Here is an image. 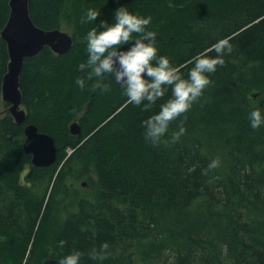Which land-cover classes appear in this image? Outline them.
<instances>
[{
  "label": "trees",
  "instance_id": "1",
  "mask_svg": "<svg viewBox=\"0 0 264 264\" xmlns=\"http://www.w3.org/2000/svg\"><path fill=\"white\" fill-rule=\"evenodd\" d=\"M8 2L0 0V32ZM120 5L151 15L158 54L185 75L218 39L232 44L213 83L155 144L143 121L170 89L144 110L111 75L108 91L93 87L96 78L76 83L87 77L78 68L83 37L97 23L84 14L101 9L97 19L111 22ZM28 8L37 27L64 28L73 45L25 59L26 119L0 117V264H42L73 250L84 253L81 264H264V125L248 119L253 108L264 112V0H28ZM7 64L0 37V99ZM74 120L78 135L69 132ZM181 121L186 131L172 142ZM27 124L53 138L52 165L34 167L23 153ZM104 242L105 258L92 259Z\"/></svg>",
  "mask_w": 264,
  "mask_h": 264
},
{
  "label": "clouds",
  "instance_id": "2",
  "mask_svg": "<svg viewBox=\"0 0 264 264\" xmlns=\"http://www.w3.org/2000/svg\"><path fill=\"white\" fill-rule=\"evenodd\" d=\"M101 17V9L88 8L82 22H97L85 34L87 58L78 65L79 70H87L86 78L77 79L81 88L86 87L89 80H94L93 87L103 91L109 90L106 78L111 75L119 84L127 102L142 106L149 110L166 93L169 98L159 105V110L144 121L145 136L153 144L160 142L168 132L172 121L188 112L193 104L203 95L204 90L213 81L210 74L217 71V66L225 63V53L232 51L230 37L218 39L210 49L199 52L193 58V67L183 74L179 66L174 65L167 55L158 54L155 46L156 33L147 30L151 24V15H140L125 5L113 11V20L97 19ZM133 34H140L133 38ZM131 41L127 47H120ZM214 51L216 55H208ZM146 102V103H145ZM248 119L253 128L264 125V112L259 107L253 108ZM183 121L178 130L171 136L176 142L185 133ZM220 165L219 157L212 159L209 168ZM63 246L65 241L61 240ZM107 242L100 249H93L88 254L92 259H104ZM81 250H73L58 259V264H81Z\"/></svg>",
  "mask_w": 264,
  "mask_h": 264
},
{
  "label": "water",
  "instance_id": "3",
  "mask_svg": "<svg viewBox=\"0 0 264 264\" xmlns=\"http://www.w3.org/2000/svg\"><path fill=\"white\" fill-rule=\"evenodd\" d=\"M8 5V18L0 32L8 55L7 71L1 83V100L8 105L3 113H8L14 123L20 125L26 119V111L21 108L19 88L24 60L37 56L45 48L56 55H65L72 48L73 40L61 29L44 30L37 27L31 20L28 0H9ZM130 43L120 47H127ZM69 132L71 135L79 134L80 126L76 121L69 125ZM23 135V153L30 155L34 167H47L56 161L57 148L51 136L40 132L33 124L24 126ZM81 186L85 187L86 183L81 182ZM42 264H58V259L47 258Z\"/></svg>",
  "mask_w": 264,
  "mask_h": 264
},
{
  "label": "rangeland",
  "instance_id": "4",
  "mask_svg": "<svg viewBox=\"0 0 264 264\" xmlns=\"http://www.w3.org/2000/svg\"><path fill=\"white\" fill-rule=\"evenodd\" d=\"M61 30L65 31L66 29L62 28ZM22 109H24L22 106H21ZM6 107L4 106V102L0 99V117H2L3 115V112L5 111ZM29 168H27L28 170ZM26 170V171H27Z\"/></svg>",
  "mask_w": 264,
  "mask_h": 264
},
{
  "label": "flooded vegetation",
  "instance_id": "5",
  "mask_svg": "<svg viewBox=\"0 0 264 264\" xmlns=\"http://www.w3.org/2000/svg\"><path fill=\"white\" fill-rule=\"evenodd\" d=\"M74 121H76V122L78 123V121H77V120H74ZM74 121H73V122H74ZM73 122H71V123H73ZM26 170H27V169H26Z\"/></svg>",
  "mask_w": 264,
  "mask_h": 264
}]
</instances>
